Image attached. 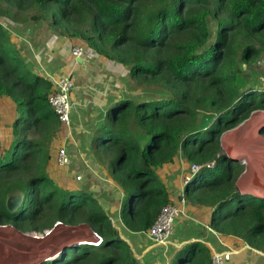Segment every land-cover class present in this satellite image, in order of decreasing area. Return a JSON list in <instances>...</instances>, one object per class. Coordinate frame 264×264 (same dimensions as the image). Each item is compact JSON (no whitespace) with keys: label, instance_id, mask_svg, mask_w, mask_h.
<instances>
[{"label":"trees","instance_id":"trees-1","mask_svg":"<svg viewBox=\"0 0 264 264\" xmlns=\"http://www.w3.org/2000/svg\"><path fill=\"white\" fill-rule=\"evenodd\" d=\"M10 25H46L55 38L129 67L128 92L141 94L115 103L90 144L91 158L124 193L129 231L149 232L175 204L161 168L179 159L189 168L214 163L187 184L186 200L215 208L216 233L264 252V198L237 190L245 167L222 151L226 132L264 113V86L244 69L264 59V0H0V103L10 102L13 132L9 147L0 142V225L24 234L86 226L103 239L41 264H141L95 195L50 175L63 141L50 104L56 86L36 72ZM16 192L24 201L11 213L6 201ZM179 259L211 264L212 256L196 243Z\"/></svg>","mask_w":264,"mask_h":264},{"label":"crops","instance_id":"crops-1","mask_svg":"<svg viewBox=\"0 0 264 264\" xmlns=\"http://www.w3.org/2000/svg\"><path fill=\"white\" fill-rule=\"evenodd\" d=\"M10 28L14 35L21 40L24 55L33 64L38 74L52 81L54 85L58 80L69 75L75 82L76 89L72 94L74 135L68 144L71 162L68 167H59L57 164L58 153H55L50 163V165L52 164L50 175L55 181L61 182L63 186L72 190L83 189L82 185L87 186L88 191L95 195L101 205L111 213L113 225L123 240L131 246L139 260H143L145 264H173L176 260L175 264H180L179 255L181 252L192 244L200 243L210 250L211 256L217 253L231 252L232 257L228 264H264V252L255 250L236 238L222 236L211 228V219L215 208L194 204L189 200H186V212L177 218L174 233L166 244H155L146 233L129 231L121 220L125 198L123 191L109 180L90 154L94 130L99 124L104 123L108 110L122 100L121 92L123 90L117 68L102 57L83 63L74 61L71 49L76 44L55 38L51 29L46 25H10ZM43 28L44 35L40 33ZM63 42H67V45ZM69 44L71 45L68 46ZM9 103L6 100L0 103V131L4 132L5 137L13 136ZM227 138L230 139L228 136ZM224 146L226 147V136L222 139V151ZM256 154L257 152L253 153L254 157ZM225 155L231 158V156ZM241 159L233 158L232 160L240 162ZM258 161L256 157L255 160L251 158L250 170L252 165H255L256 170L263 167V162ZM56 167L59 168L56 169ZM244 167L245 171L237 180V190L242 195L263 198L264 176L262 181L257 180L256 184H254L255 179L252 182H247L250 172L248 174L245 165ZM189 171V166L180 159L176 160L173 165L165 166L158 171L163 183L167 186L172 202H179L182 192L185 190L181 183L182 174L186 175ZM78 175H81L84 180L77 183L75 181ZM0 238L11 241L6 237ZM74 240L77 241L76 238ZM10 244L3 245L0 240V249H3L0 264H26L25 258L22 262H19L17 258H9Z\"/></svg>","mask_w":264,"mask_h":264},{"label":"rangeland","instance_id":"rangeland-1","mask_svg":"<svg viewBox=\"0 0 264 264\" xmlns=\"http://www.w3.org/2000/svg\"><path fill=\"white\" fill-rule=\"evenodd\" d=\"M40 33L44 35L45 33L44 28L40 31ZM67 42L65 43L63 42V43L67 45L66 44ZM70 45L71 44H69L68 46ZM62 50H63V47H62ZM111 64L117 68V71L120 74L119 78H120V83H121V89L123 90L121 92V99H124V98L125 99L127 98L136 99L137 95L141 94V92L140 91L135 92V93L128 92L130 85L132 84L134 85V83L130 80L129 67L127 65L118 64L115 62H111ZM244 69L247 73L248 79L251 81V84L253 86L254 85L264 86V59L261 62H258L256 66H253L251 68L245 65ZM262 130H264V113L262 111H257V112H254L252 117L249 120L245 121V123L241 124L240 126H238L237 128L231 131L226 132L222 138L224 139V137L226 136V147L224 146L223 153L231 156L232 158L236 160L241 159V158H242L241 161L245 160L242 163L243 164L245 163L244 165L246 166L247 173L249 174L250 172V175L247 177V182H252L253 179H255L254 184H256L257 180L262 181L263 176H264V173H263V170H264V135L261 133ZM1 132L3 134V138L0 141L1 144L4 147H9L11 143L13 142V136L5 137L4 132L3 131ZM227 136L230 137V139H228ZM254 152H257L255 157L258 158L259 161L263 162V167H260L259 170H254V174H251L250 162H251V158L255 160V157L253 155ZM51 165L49 168L50 173L52 171ZM57 168L59 167H56V169ZM253 168H256L255 165L251 166V169ZM184 176H185V173L182 174L181 183L183 187H184ZM159 177L161 176L159 175ZM83 180L84 179H82V181ZM75 182L78 183L81 181H77L76 179ZM59 184L62 185L61 182ZM82 188L86 189L88 187L85 185H82ZM175 204H178V203H175ZM185 208H186V204H185ZM185 212H186V209H185ZM47 216H54V215L51 213L48 215L43 214V219H45ZM2 228L4 227L0 225V230L2 231L4 230L6 232L0 231L1 232L0 237H6L9 240H11V241H6L3 239L2 241L0 239L2 241V244L5 245L7 242L11 243L10 252L13 251L17 253L18 251L25 250L29 256L28 258H25V259H28L27 260L28 263L25 262L26 264H29L33 262V260L36 261L38 259H42V261L44 262V259H46V258H43L44 256H53L54 253L58 252L59 249H62V247H64L65 245L76 244L75 242H78L79 240L82 242L84 240H86L85 242L94 241L92 238L93 235L91 231L86 226H82L78 228L58 226L57 228L51 230V234L48 237L47 236L45 237L35 236V234H27L29 236H34V237L24 236L25 235L24 233H23L24 235H21L20 233L16 232L15 231L16 229L12 228V226L10 225H7V229H2ZM8 228L10 229L8 230ZM36 237L38 238V240L35 239ZM31 238L33 240H36V242H30V240H32ZM73 238L74 239L76 238L77 241L74 240ZM32 243H35V244H32ZM2 251L3 249L1 248L0 258H2V255H1ZM11 255L13 256L14 254H11ZM29 259H31L32 261ZM36 262L38 263L39 261H36ZM175 263H177L176 260H175Z\"/></svg>","mask_w":264,"mask_h":264},{"label":"built area","instance_id":"built-area-1","mask_svg":"<svg viewBox=\"0 0 264 264\" xmlns=\"http://www.w3.org/2000/svg\"><path fill=\"white\" fill-rule=\"evenodd\" d=\"M71 56L74 59V61H77V59H83L84 61H91L97 58V55L94 51L87 49L83 45H75L71 49ZM56 86V92L50 97V104L53 107L56 115L58 116V119L60 121V124L63 129V141H62V147L58 151L57 156V164L61 168L68 167L70 164V156L68 154V144L73 139V102H72V94L76 89L75 82L71 75L66 76L62 78L61 80H58L55 83ZM3 138V134L0 131V141ZM245 160H242V162ZM245 164V163H244ZM203 167L212 168L214 167V163L207 164L205 166H198V165H192L190 167V172L187 173L184 177V189L187 186L188 183L192 181V179L200 172V170ZM77 181H81L82 177L81 175L77 176ZM185 194L184 190L182 192V195L179 199L178 204H170L166 206L161 214L158 216L156 222L151 227L149 232L146 234L149 236V238L158 245H164L166 244L170 238L172 237L174 230H175V224L177 218L184 214L185 212ZM62 224H58L57 226H61ZM92 233L93 242H85L86 240L78 241L76 244H100L103 239L102 237L97 234L96 232L89 229ZM51 234V231L45 232V234H35L37 236L45 237L49 236ZM88 241V240H87ZM232 253L231 252H223V253H217L212 256L211 264H228L231 260ZM43 258H47V256H44ZM33 264H37V262H32Z\"/></svg>","mask_w":264,"mask_h":264},{"label":"water","instance_id":"water-1","mask_svg":"<svg viewBox=\"0 0 264 264\" xmlns=\"http://www.w3.org/2000/svg\"><path fill=\"white\" fill-rule=\"evenodd\" d=\"M77 62L79 63H83L84 60L83 59H77ZM245 123V122H244ZM232 158V157H231ZM233 159V158H232ZM23 201H24V194L21 193V192H16V193H13V194H10L8 195L7 197V201H6V206H7V209L9 212L11 213H15L17 212L23 205ZM4 228L2 229H7V226H2ZM13 228V227H12ZM16 232L20 233L21 235H24L23 233L15 230ZM13 232V231H12ZM24 236H28V237H34V236H29L27 234H25ZM37 236V235H35ZM32 239V238H31ZM36 240H38V238L36 237L35 238ZM36 240H30V242H36ZM32 244H35V243H32ZM75 244H70V245H65L64 247H62L61 250H59L58 252L54 253L53 256H47L46 259H44V261H47V260H51L53 258H56L62 251H64L67 247H74ZM11 254H14L13 256ZM28 254L26 253V251H19L17 253L9 250V258H17L19 262H22L24 261V258H28ZM25 260H28V259H25ZM31 260V259H29ZM32 261V260H31ZM34 262H36L35 260H33ZM39 261L37 264H41L43 261L42 259H39L37 260ZM140 263L141 264H145L143 260L140 259ZM33 264V263H32Z\"/></svg>","mask_w":264,"mask_h":264},{"label":"bare ground","instance_id":"bare-ground-1","mask_svg":"<svg viewBox=\"0 0 264 264\" xmlns=\"http://www.w3.org/2000/svg\"><path fill=\"white\" fill-rule=\"evenodd\" d=\"M241 163H242V161H241ZM254 170H256V168H253V169H251V174H254ZM264 198V197H263ZM10 228H8V230H9ZM12 230V229H11ZM2 231V230H1ZM4 231V230H3ZM1 239V238H0ZM2 241H3V239H1ZM8 243V242H7ZM29 264H32V263H29Z\"/></svg>","mask_w":264,"mask_h":264},{"label":"clouds","instance_id":"clouds-1","mask_svg":"<svg viewBox=\"0 0 264 264\" xmlns=\"http://www.w3.org/2000/svg\"><path fill=\"white\" fill-rule=\"evenodd\" d=\"M75 243H76V242H75ZM84 244H88V243H84ZM75 245H81V244H75ZM75 245H74V246H75Z\"/></svg>","mask_w":264,"mask_h":264}]
</instances>
